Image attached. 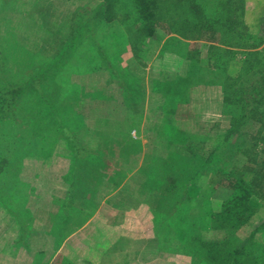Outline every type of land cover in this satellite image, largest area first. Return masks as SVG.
<instances>
[{"label":"rangeland","instance_id":"1","mask_svg":"<svg viewBox=\"0 0 264 264\" xmlns=\"http://www.w3.org/2000/svg\"><path fill=\"white\" fill-rule=\"evenodd\" d=\"M120 1L0 0V264L261 256L264 199L240 227L213 217L263 158L264 106L241 120L235 101L260 84L264 0H198L228 21L189 35Z\"/></svg>","mask_w":264,"mask_h":264},{"label":"trees","instance_id":"2","mask_svg":"<svg viewBox=\"0 0 264 264\" xmlns=\"http://www.w3.org/2000/svg\"><path fill=\"white\" fill-rule=\"evenodd\" d=\"M137 7L141 10L143 20L138 21V23H143L142 30H151V24L156 22L164 21L166 18L171 19V26L176 25L180 22L179 31H184L185 35H189L197 29H203L213 33L215 29L212 27L215 23L228 21L226 17L223 16V12L215 17L203 18L202 14L204 12V7L198 0H133ZM230 1L227 2L226 7L224 6V13L230 11L229 14L232 15ZM122 1L120 0H105L104 7L108 15L113 14L117 8H121ZM120 15V11H117ZM125 13V11H124ZM189 13L190 17L193 16V20L189 23V17L184 16ZM178 16V17H176ZM219 16V20H218ZM128 17V16H127ZM179 18V19H178ZM113 19V17H111ZM191 19V18H190ZM187 24V25H186ZM191 25V26H190ZM224 25H220V28ZM218 27L217 25L214 26ZM232 27L233 26H229ZM200 29V30H201ZM219 29V27H218ZM225 29V28H224ZM199 30V31H200ZM231 28L228 29V31ZM227 31V29H226ZM224 30V32L226 33ZM193 34V33H192ZM251 54V53H250ZM255 61L259 62L257 53H253ZM254 64V63H253ZM260 81L257 86V91H251L247 97H243L242 93L237 95L235 102L241 104L242 108H246V113L243 112L241 115V120L246 118L257 119L261 117L260 107L264 106V63L259 71ZM241 95V96H240ZM3 110V109H1ZM263 158L259 160V154L257 153L254 157L255 166L254 168H249L250 176L245 177L240 175L238 172H232L229 174L228 179L230 180L231 194L228 199L223 202V206L220 212L214 213V223L215 227L219 228L222 225H232L234 227H240L248 222V220L253 216L255 209L251 205L250 201L253 197H260L264 199V149H262ZM258 157V159H257ZM256 158V159H255ZM9 159L7 157L2 158L0 161V173L6 170V165ZM227 179V180H228ZM228 180V181H229ZM246 250H236L234 252H229L227 256L222 257V262H231V264H264V252L261 256H246ZM212 256H216L214 252L211 251ZM221 256V255H219Z\"/></svg>","mask_w":264,"mask_h":264},{"label":"crops","instance_id":"3","mask_svg":"<svg viewBox=\"0 0 264 264\" xmlns=\"http://www.w3.org/2000/svg\"><path fill=\"white\" fill-rule=\"evenodd\" d=\"M88 176H91V174L89 173V175ZM93 176V175H92ZM78 179V178H77ZM76 179V181H77V185H78V189L77 190H79V187H81V183H82V180H77ZM108 187H109V185H108ZM117 191V189H116V187L114 186V188H113V193H115ZM111 192L112 191H110V189L108 190V192H107V197H106V199L103 201V206H100V208L99 209H101L102 207H104V208H109V199H111V197H112V194H111ZM118 192V191H117ZM77 196V195H76ZM98 196V195H97ZM99 196H100V194H99ZM99 196L97 197V199L96 200H100L99 199ZM111 212H113V211H111ZM89 220H92L93 221V219H89ZM87 221L86 223H88V222H90V221ZM70 239V236H69V238L67 239V240H69Z\"/></svg>","mask_w":264,"mask_h":264}]
</instances>
